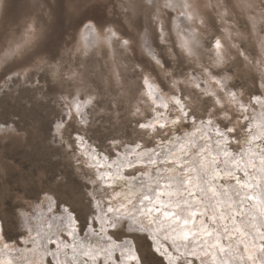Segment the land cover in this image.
I'll list each match as a JSON object with an SVG mask.
<instances>
[{
  "label": "rangeland",
  "instance_id": "374dc122",
  "mask_svg": "<svg viewBox=\"0 0 264 264\" xmlns=\"http://www.w3.org/2000/svg\"><path fill=\"white\" fill-rule=\"evenodd\" d=\"M65 1V9L74 16L79 14L77 9L80 4L87 2ZM100 3L104 4L101 8L107 11L112 5H116L117 9L119 7L117 0L112 3L100 0ZM166 3V0H157L156 8L144 9L146 27L142 26L137 31H147L148 28L153 32L154 49L163 61L162 65L149 55L144 61L137 60L132 51L120 43H115L114 53L108 48L99 47L88 51L77 49L73 42V19L67 18L69 15L48 37L41 34L43 31L35 22V40L21 52L5 56L11 34L15 32L17 37L21 36L25 25L36 21V15L40 12L24 0H3L0 11V224L5 239L25 249L24 253L33 251L40 255L42 251L32 242L22 241V238L31 239L34 235L30 236V232L22 228L21 211L30 213L32 205L50 197L56 201V215L63 216L65 211H69L76 219L82 238H86L89 228L93 227L99 235H104L106 231L107 238L114 244L132 239L136 243L138 257H143V264H168L149 235L129 232V223L116 222L118 216L113 212L125 199L122 194L127 192L128 179L137 177L147 169H128L126 177L111 186L109 182H104L102 174L113 169L127 147H135L138 152L158 149L170 145L179 136L199 130V121L195 125L192 120L173 123L168 111L172 108V101L168 98L171 89L168 86L175 81L179 82V88L186 78H190L187 87L191 89L197 82L191 78L199 76L201 66L208 63L211 54L208 50L216 39H221L226 45L228 63L212 71L227 75L230 88L236 85L231 90L242 94L246 108L254 109L244 113L246 119L240 121L247 127L242 130L239 142L232 139L230 144H226L238 155L249 143L251 121L258 108L254 101L257 97L264 99V0H210V3H206L207 9H203L206 4L201 5L200 14L204 18L202 22L193 24L201 42L194 56H187L179 48L174 32L162 35L161 28L169 25L167 22L171 14L170 8L165 7ZM44 62L62 66L64 77L36 71V66ZM73 73L78 74L76 78H72ZM148 78L161 87L168 100V108L160 104L153 106V99L147 96ZM201 81V90L207 88L210 91L211 85L204 76L200 77L198 83ZM83 89L94 95L95 101L81 108L80 111L84 113L81 116L75 108L69 112L66 106L74 96L77 99L83 97ZM186 103L200 110V104L194 98H187ZM156 113L165 117L163 119H169L170 123L160 135L151 130L146 135L139 124L156 117ZM62 117H66L65 127L68 121H72L76 129L71 139L62 128H58ZM200 143L207 144L205 140ZM89 151L104 160V165L97 166ZM165 164L168 170L172 166L169 161ZM236 172L234 176L247 179L243 171ZM53 175H58L63 182H52ZM234 176L230 180L220 181L226 185L229 181L234 185ZM41 177L44 179L41 180ZM185 193L183 196L189 197ZM97 205L102 206L108 218L104 228L97 221L101 215ZM200 206H196L197 209ZM212 216L209 211L203 219L207 228L215 226L216 232L224 231L230 236L235 232L230 228L229 218L220 223L223 227L221 230L215 222H211ZM199 223L195 225L196 232L201 230ZM31 233L36 234V231L32 229ZM63 236L67 238L66 234ZM237 237L238 234H232L231 240ZM226 239L225 244L229 241ZM261 244L264 245V240ZM259 259L264 260L263 253ZM49 262L53 264L51 260Z\"/></svg>",
  "mask_w": 264,
  "mask_h": 264
},
{
  "label": "bare ground",
  "instance_id": "6f19581e",
  "mask_svg": "<svg viewBox=\"0 0 264 264\" xmlns=\"http://www.w3.org/2000/svg\"><path fill=\"white\" fill-rule=\"evenodd\" d=\"M24 1L40 12L36 15V21L31 24L33 30L31 42L37 36L35 22L42 29L41 34L48 37L64 20L63 18L69 15L67 18L73 19V42L77 49L88 51L99 47L108 48L114 53L115 43H120L129 48L137 60L144 61L146 55H149L151 59L164 64L155 52L153 32L148 28L147 31L137 32L139 28L146 25H144V9L155 7L157 0H117L118 9L116 5L110 7L113 0H109V11L101 8L104 4L100 3V0H87L84 4H80L81 8L79 6L77 9L79 10L77 16L65 9V0ZM166 1L174 7H169L171 10L169 22H167L169 25L165 29L160 26L161 33L164 35L167 32H174L179 48L185 52L182 47L183 41L189 39L191 30L195 29L193 24L202 22L204 17L200 14L197 20H186L181 15V12L186 10L180 8L184 0ZM2 2L3 0H0V11ZM207 2L210 3V0H200L201 5ZM203 9H207V4ZM195 34L199 38L196 29ZM109 36H112V40L105 39ZM125 41L127 43H124ZM146 81L147 96L153 99L158 106L159 104L160 106L167 105L168 108V100L161 87L150 78ZM149 92L152 93L151 96L148 95ZM156 96H160L161 99H156ZM261 98H256L254 101L258 108L251 121V138L249 143L244 145L241 154H234L225 140L218 139L215 128L205 124L199 125V130L183 137L179 136L170 145L161 146L158 149L138 152L135 147H127L113 169L103 172L104 182L107 184L109 182L111 186L124 179L128 169L136 167L147 169L137 177L128 179L127 192L122 194L125 199L115 207L116 210L113 212L118 216V223L124 221L129 223V232L149 235L156 250L167 259L168 264L170 257L172 264H179L178 257H186L193 264L198 262L199 264H264V260L259 259L260 254H264L262 251L264 245L261 244L264 240V203L260 202L264 199L260 196L264 192V162H262V157H264V99ZM249 110L254 109L247 108L248 113ZM160 117L161 115L156 113L157 129L160 124L170 123L169 119H160ZM201 140H205L207 144H201ZM225 148H227L228 155L224 154ZM89 153L97 166L104 165V160H101L95 152L89 151ZM128 160H136L137 163L129 167ZM166 161L172 163L169 170L165 167ZM154 168H157V171H154ZM238 170L248 172L247 179L241 180L242 183L248 185L247 188L242 189L237 183L231 185L229 181L227 185L222 184L220 180H230ZM99 171L101 173L100 169ZM202 177H205L209 183H203ZM180 180L189 181L184 187L195 193L194 197L183 196L185 193L183 190L178 195L171 197L167 195L169 192L176 191ZM209 188L212 191H208ZM157 192L165 194L157 197ZM237 192L239 196L236 195ZM245 192L256 195L257 199H245ZM145 196H149L151 201L145 200ZM185 200L190 201V207L184 204ZM162 203L170 205L167 209L169 211L178 212L177 203L188 210L181 214V220L177 222L174 218L165 217L163 208L159 212L155 210L160 208ZM199 205L202 206L197 209L196 206ZM97 206L101 214L98 215L97 221L104 228L108 218L102 206ZM55 208L56 201L45 197L41 202L32 205L30 213L22 210L20 214L22 228L29 231L30 236L34 235L31 239L22 238V241L26 240L25 243L29 241L34 246L40 247L42 251L40 255L33 251L24 253L25 249L8 242L0 224V264H50V260L53 264H140L139 260L128 258L129 252L138 257L137 246L132 239H127L122 244H114L111 239L107 238L106 231L104 235H99L95 233L96 231L94 232L93 227L89 228L87 237L82 238L77 221L69 211H65L63 216H58L54 213ZM150 208L153 209L151 212L148 211ZM191 211L197 212L195 221L183 225L184 218L191 220ZM209 211L217 217L215 223L218 228L223 230L220 223L229 218L230 228H233L235 232L231 233V236L228 233L225 234L224 231L216 232L215 226L207 228L212 232L211 236L204 234L201 230L196 232L195 225L200 222L199 220L203 221ZM201 212L203 215H200ZM239 216L242 218L240 219ZM69 218L71 223H69ZM181 228L184 231L190 230L195 235L184 240ZM32 229L36 231V234L31 233ZM235 233L238 234V239L233 241L231 238ZM65 234L68 239L63 236ZM226 237V240H229L227 244L224 243ZM204 239L207 240V245ZM117 255L119 260H117Z\"/></svg>",
  "mask_w": 264,
  "mask_h": 264
},
{
  "label": "snow or ice",
  "instance_id": "6c2138e0",
  "mask_svg": "<svg viewBox=\"0 0 264 264\" xmlns=\"http://www.w3.org/2000/svg\"><path fill=\"white\" fill-rule=\"evenodd\" d=\"M165 7L168 8L174 6L166 3ZM200 7V0H184V2L180 5V8L186 11H182L181 15H183L186 20H197L200 18ZM32 38L33 31L31 25L26 24L22 35L19 37H17L15 35V32H13L11 34V39L8 40L9 47L7 49V52L5 53V56L15 55L21 52L31 42ZM105 39L112 40V36L105 37ZM124 43H127V41H125ZM182 47L184 48L188 56H194L195 50L200 48V42L195 34L194 28L189 34V39L183 41ZM208 51L209 53H211L208 56V63L201 66L199 70V76L191 79L200 81V77L204 76L207 82L211 85V90L209 91L207 88L201 90L203 81L196 83L191 89L187 87V83L190 78H186L185 83L183 85H180L179 88L177 87L179 82L174 81L170 86H168L171 89V96L168 98L172 101V108L168 109L169 115L172 118L173 123H185L188 120H192L193 125H195L196 121H199L201 125L207 123L208 126L214 127L216 129L218 139L225 140L226 143L229 144L231 143L232 139H235L238 143L241 137L242 130L247 127L246 124L240 123L242 119H246L244 113L247 112V108L243 103L242 94L235 93L231 90V88L236 87V85H232L230 88L228 84L229 77L227 75H221L219 71H212V69H220L223 65H226L228 63V51L226 45L222 43L221 39H216L215 43ZM157 63H159V61H157ZM36 71L42 72L45 75H51L61 78L65 75L62 66L48 64L46 62L37 65ZM77 75V73H73L72 78H76ZM217 76H219L220 78L216 79ZM262 79H264V77H262ZM81 91L83 92V97L77 99V97L74 96L73 101L69 102L66 107L68 108L69 112H72V109L75 108V111L83 116L84 113L80 111L81 108L84 105H92L95 101V96L88 92L87 89H83ZM177 91L179 92V95H177ZM148 95L151 96L152 93L149 92ZM77 96H79V92L77 93ZM187 98H194L195 100H197L200 104V110L197 111L191 106V104L186 103ZM156 99H161V97L156 96ZM257 99L259 98L257 97ZM153 106H155V101H153ZM165 107L167 108V105H165ZM173 109L175 110L174 113ZM160 119H163V116H161ZM72 120H75V113L72 114ZM65 121L66 117H62L58 128H62L63 132L68 135L69 139H71L72 132L76 129L74 128L72 121H68L67 127H65ZM156 124L157 118L153 117L151 119H146V122L140 123L139 126L140 128L145 130L146 135L149 130H151L156 135H160L165 129L166 125L160 124L159 128L157 129ZM185 126L187 125L185 124ZM224 154L228 155L227 148L224 149ZM233 159L235 160V157H233ZM149 162H151L150 158ZM262 162H264V157H262ZM127 163L129 167H132L137 163V161L128 160ZM228 174L230 175V173ZM244 175L248 176V172L245 171ZM40 179L43 180L44 178L41 177ZM51 180L55 183L63 182L58 175H53L51 177ZM202 182L205 184L209 183V181L205 177H202ZM235 182L237 184H240L242 189L248 187L246 183H242L239 177H235ZM187 183H189V181L180 180L178 182L176 191L169 192L167 193V195H169V197H171L172 195H178L181 194V190H183V192H187L189 197H194L195 193L184 187V185ZM201 191L204 190L201 189ZM208 191H212V189L209 188ZM164 194L165 193L163 192L156 193L157 197ZM236 195L239 196V192H237ZM260 196L264 197V192H262ZM38 199L39 198L37 197V200ZM144 199L151 201V198L149 196H145ZM245 199L255 200L257 199V197L256 195L250 194L249 192H245ZM260 202L264 203V199H262ZM184 204L190 207L189 200H185ZM169 207L170 205L162 203L161 207L156 208L155 210L159 212L161 211V208H163V215L169 219L174 218L177 222L181 220V214L188 210L187 208L181 207L179 203L176 204V208L179 210L178 212L167 210ZM57 208L59 209V205L57 206ZM152 210L153 209L151 208L148 209L149 212H151ZM200 215H203V212H201ZM196 216L197 212L191 211V220L189 218H184L183 225H188L190 222H194ZM212 220L213 222H215L214 216L212 217ZM69 223H71L70 218ZM180 231L183 234L184 240H188L190 236L195 235V233H192L190 230L184 231L183 228H181ZM201 231L208 236L212 235V232L207 229V226L203 223V221L201 222ZM225 231H227V229H225ZM262 251H264V246H262ZM85 255H87V253ZM128 258L130 260H139L140 264H143V257H137L131 254V252H129ZM177 260L179 261V264H193V262L191 260H188L186 257H178ZM169 264H172L171 257L169 259Z\"/></svg>",
  "mask_w": 264,
  "mask_h": 264
}]
</instances>
